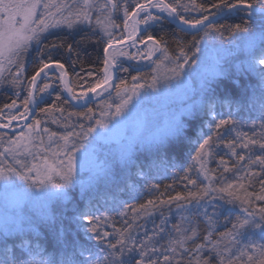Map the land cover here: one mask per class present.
Returning a JSON list of instances; mask_svg holds the SVG:
<instances>
[{
	"label": "snow or ice",
	"instance_id": "6c2138e0",
	"mask_svg": "<svg viewBox=\"0 0 264 264\" xmlns=\"http://www.w3.org/2000/svg\"><path fill=\"white\" fill-rule=\"evenodd\" d=\"M196 7L201 12H209L202 5ZM210 7L215 9V11L209 12V15L213 18H225L234 15L237 11H242L248 19L244 22L245 26L241 24L217 26L209 21V15H203L196 20L186 19L184 15L178 12L177 7L165 3V0H146L145 3H137L132 12L128 11L125 3L123 10L125 29L129 28L130 18L139 17L141 13H145L142 19L133 21L132 31H130L128 39H134L135 32L138 30L136 25L141 23L148 25L149 21L157 22L167 18H171L169 22L178 21L177 27L182 32L191 30H195L196 33L201 30L204 32V36L199 39L196 35H193L191 43L194 52L191 57L182 45L178 46L179 55L172 57L169 55L162 39L158 40L152 35H148L146 40L141 39V43L147 41L149 44V57L153 52H160L162 55L161 61L154 62L156 66L153 72L155 74L151 78V83L147 85L148 88L159 90L158 85L162 82L167 84L173 79L180 80L184 75L186 65L191 68L193 65H198V61L202 64L204 62L203 57L196 54L206 51L205 48L201 47L204 37L215 32L223 38L225 31L233 40L244 42L246 49L253 54V62L249 64V68L255 71L256 66H259L258 75L262 84H264V2H258V0H217ZM151 8H158L161 12H166L167 17L153 14L149 11ZM117 9V0H72L71 4L66 3L65 0H60L59 4L53 3L52 0H0V76L3 75L5 62L7 64L16 63L21 53L30 46L31 41H39L40 33L60 25H66L69 29H73L80 24L91 25L93 13H96L95 22L100 26L103 35L108 38V45L104 48L105 79L102 83L111 87L108 83L111 80L110 69L117 66L118 59L115 54L109 52L112 47V32L110 29L119 27L112 20V14ZM184 10L188 11L187 6H184ZM38 13L39 19H37ZM257 17L262 23L260 30L254 32L250 30L248 24ZM206 21L209 22L205 24ZM145 31H147L146 28ZM51 47L55 49L58 45L53 44ZM257 49H259L258 52ZM67 51L69 53L73 51L72 44L67 45ZM163 61H168L173 64V67L161 73L160 69L163 66ZM53 66L61 71L60 79L71 94L72 99L78 100L87 96V92L77 96L68 87L64 64L59 61L44 63L31 78V83L34 85L36 77L45 72V69ZM122 70L127 71L128 69ZM22 71L23 64H20L11 81L13 85H19V76ZM192 71L201 82V93L211 90V79L227 75V69L221 66V58L219 57L213 58L211 73L207 69L203 72H197V69L193 68ZM138 78L133 76L132 80L137 81ZM99 86L100 83L98 82L97 87ZM180 86L189 88V83L181 80ZM48 87L49 85H45L41 91L43 92ZM115 87L120 103L115 105L114 112L101 113L102 117L111 116L113 119L121 117L111 127H109L110 121L100 119L96 120V124L87 128V130H84L83 125H81L80 132H68L59 136L57 133H50L48 137L50 147L45 149L43 148L44 141L42 139L38 145L32 143L37 137L32 136L33 125H28L29 132L27 134L21 132L19 138L11 139L9 141L10 146L0 152V157H4L7 153L13 158L11 164L7 161L0 163V264H132L133 260H135V264H159L156 255L157 253H163L156 247L150 249L148 247L153 237L148 236L146 233V241L137 243L136 238L132 235L135 221L141 216L151 215L152 211L158 206L157 201L148 200L146 204L132 208L131 210L134 213L132 223L126 221V227L123 230L114 228L113 233L101 231V225L108 223L111 218L107 214L96 215L95 210L90 205L83 208L77 207L75 215L69 217L67 225H65L63 218L57 217L49 210L51 202L69 199L66 190L70 185L79 183L82 189L84 188V184L78 179V176L89 173V184H91L109 173L110 169L107 165L98 161L99 142H110L127 122H134L139 134L122 146L119 155V160L122 163L132 162V156L137 149V145L140 147L145 145L154 146L159 150L169 142L170 138H182L185 128L182 117L186 112L190 113L192 107L196 104L202 107L205 106L203 100L195 102L187 110L182 109L180 112L173 111L166 114L163 125L155 124L153 121L150 126L147 118L141 117L138 113L139 100L136 104H133L134 98L141 96L140 89L144 88L145 85L133 83L129 88L124 81H121ZM90 91H95V88L90 89ZM260 102L262 109H264V87L261 90ZM33 103H35V100L32 93L29 92V97L24 101L25 114L30 113L29 105ZM224 103H227L231 109L229 102L225 101ZM5 107L10 111L16 107V102L13 101L11 105ZM107 107L111 109L113 106L109 104ZM206 107L211 112L215 105L209 101ZM91 111V109H88L87 114L81 113V115H88ZM88 118L92 119L91 115H88ZM12 119H17V117L10 116L9 123ZM262 121H264V116H262ZM237 123L232 112L229 111L227 118H222L218 123H215L217 138H220L219 130L228 125L235 128ZM39 124L40 121H35L37 128ZM0 126L7 128L9 124ZM97 126L107 129V131L98 133L91 141L85 143L92 133L97 132ZM261 126L264 127V123ZM44 131L48 132L47 129H44ZM54 138L57 142V150L51 152L52 159L49 160L48 156L44 155L42 163H32L29 166L27 157L30 156L36 159L41 152H49ZM60 141L62 143H59ZM211 141V136L203 139L202 143L199 144L194 160L202 161L203 155L207 154L206 149L210 148ZM240 146L249 150L258 146L264 152V139H247ZM226 147L232 149L233 155L236 154L235 140L228 141ZM20 155H24L25 159H17ZM61 155L63 156L62 159L60 158ZM239 159L243 160L244 156H240ZM221 163L224 162L221 161ZM253 163L264 165V157L257 156ZM190 171L191 167L185 169V179L188 178L187 173ZM200 171L209 180L207 185L202 186L198 191H189L187 196L178 193L176 196L158 202L159 205H164L175 201L178 209L189 213L187 216H182L185 226L175 227L177 238L171 239L168 247L164 249L165 252L169 253V255H163L164 264H172V260L177 253L180 256L186 255L189 257L187 264H212L214 256L219 258V264H225L224 253L230 252V249L223 246L225 239L231 243L236 241L237 236L251 237L256 234L264 239V208H261L258 213L244 208L246 215L242 218L238 217L232 224V229L227 233H221L217 239H213L216 225L215 213L210 215L207 210L201 212L200 202L207 198L210 193L216 192L227 193L228 197L236 200L242 199L243 203L247 204L249 203L248 197L253 194L246 193L245 197L242 198L231 191L232 185L230 184L226 187L213 188L212 177L208 175V170L205 169L203 162L200 164ZM17 180L22 181L23 184H17ZM188 184L195 186L196 181L188 179ZM153 188H158V186L153 185ZM261 193H264V181H261ZM255 198L264 200V194L256 195ZM221 199H224V197L221 196ZM180 201H184V203H179ZM228 202L231 203L232 200L230 199ZM193 204H195V208L190 207ZM36 206L39 207V212L34 217L29 210ZM127 207L125 206L126 209ZM119 215H127V210L120 212ZM201 215L207 225V230L202 241L195 243V246L190 248L187 246L190 242L200 239L199 225L195 217ZM41 224L52 234V251L48 250L40 238L38 229ZM163 232L164 228L159 227L158 232H154V235ZM81 233L87 237V241H96V247L101 244L106 245L107 255L101 257L99 252L93 251L92 246H88L87 242L81 243L79 239ZM114 234L118 235L119 238L116 239L115 243H112L109 237ZM247 247L256 249L257 246L251 244ZM205 252L208 255H203ZM259 254L264 256V245L259 246ZM136 256H139V259H135ZM236 259L238 258L232 257L229 259L228 264H234ZM252 260L253 257L249 256V264H252ZM176 264H181V261L177 259ZM261 264H264V261H261Z\"/></svg>",
	"mask_w": 264,
	"mask_h": 264
},
{
	"label": "trees",
	"instance_id": "16d2710c",
	"mask_svg": "<svg viewBox=\"0 0 264 264\" xmlns=\"http://www.w3.org/2000/svg\"><path fill=\"white\" fill-rule=\"evenodd\" d=\"M145 1H130L127 3L128 11L132 12L137 3ZM165 1L177 7V10L184 8V6L193 9L194 14L197 15L185 17L189 20H196L203 15H209V12L215 11L210 5L217 2V0ZM258 2H264V0H258ZM177 3L180 4L179 9ZM199 5L208 9L209 12L199 11L196 7ZM247 19L244 12L237 11L234 15L225 18L219 17L212 23L217 26L235 24L245 26L244 22ZM114 23L120 26L121 19L115 17ZM261 23V20L257 17L250 21L248 26L251 31L258 32ZM93 27L92 25L82 26L76 32L65 27L60 28L46 34L38 42H34L30 50L22 52L10 72L0 79V111L6 108V105H11L13 101L24 105V101L29 97L31 78L44 63L51 61H59L64 64V70L70 79V88L77 96L90 91L98 82L100 83L103 80L104 48L108 44V39L94 31ZM115 32L117 33V31ZM148 35H152L158 40L162 39L170 56H178V46L182 45L191 57L194 52L191 43L193 35H196L199 39L204 36V32L203 30L199 33L182 32L168 19H164L155 22L147 28V31L142 32L140 39L146 40ZM243 43L241 40L230 38L227 31L224 32L223 38L215 32L205 36L201 42L202 48L207 50L220 48L225 51L226 59H222L223 56H221V66L227 69V75L216 77L210 81L211 90L204 92L203 101L205 106L199 105L194 108L191 115L186 119L182 138H170L169 142L159 150L154 146H147L138 150L134 154L132 162L128 163L126 168L107 174L81 193L76 189L69 190V200L54 206L52 213L63 218L65 225H67L69 217L75 215L77 207L83 208L90 205L95 210L96 215L107 214L111 218L108 223L101 225V231L113 233L114 228L123 230L126 227V221L132 223L134 217L132 208L146 204L148 200L157 201L158 206L152 211L151 215L141 216L135 221L132 235L136 238L137 243L146 241V233L148 236H152V242L148 247L149 249L156 247L161 250L163 254L157 253L156 258L159 264H164L163 255H169L164 249L168 247L171 239L177 238L175 227L185 226L182 216H187L189 213L178 209L175 201L164 205H159L158 202L176 196L178 193L187 196L189 191H198L199 188L209 183L208 179L204 180L196 160L193 159L196 156L199 144L209 136L212 137V141L208 149L210 152L208 175L212 177V187L223 185L226 187L230 184L232 188H242L245 194H264L261 193V181H264V165L253 163L257 156L264 157V152L258 146L250 150L240 146L247 139H264V127L261 126L264 123L262 121L264 109H262L260 102L261 90L264 84H262L258 75L259 68L256 67L255 71L249 68V64L253 60V54L248 50H244ZM53 44L58 45V47L53 49L51 47ZM68 44L73 45L71 53L67 51ZM258 51L259 49H257ZM160 55L159 52L153 58L155 62H158ZM20 64H23V71L19 76L20 83L16 86L11 81L15 76V70L19 68ZM154 66L155 63L150 68L134 70L130 65L121 62L117 69L115 85L120 84L121 81L128 85L133 76L148 81L153 75ZM122 69L128 70L124 71ZM53 73H50L52 76L50 79L53 82L52 91L41 102L37 103L34 117L28 124L40 121V124L44 127L57 132H71L81 129V125H83V128H88L104 105L109 104L112 96L116 93L115 87L111 93L103 95L101 99L89 103L86 107L76 108L65 98L64 88L58 81L56 74ZM47 81L45 78H41L37 82L35 98L38 95L39 87ZM209 101L215 105L211 112L206 107ZM225 101L231 104V109L227 103H224ZM88 109L92 110L88 114L91 115L92 119H89L88 115H81V113L87 114ZM229 111L232 112L233 118L238 123L235 128L228 125L219 130L220 138L218 139L215 123H218L222 118H227ZM226 132L227 134H225ZM11 136L12 133L0 131V139ZM232 140L236 141L235 155L232 154V149L226 147L227 142ZM240 156H244V159L240 160ZM221 161L224 163H221ZM189 167H191V171L187 173L188 178L185 179V169ZM188 179L195 180L196 185L188 184ZM153 185L158 186V188H153ZM208 201L209 197L200 202V211L207 210L209 214L211 212L216 213L213 239H217L221 233H227L232 229L234 216L238 215V212L231 208L220 209L221 203L210 200L208 204ZM179 203H184V201ZM203 203L207 204V208ZM125 206H128L127 209ZM192 206L195 208V204L190 207ZM125 210H127V215H119L120 212ZM195 219L198 221L200 239L190 242L187 245L190 248L194 247L195 243L202 241L207 230L202 215L195 217ZM162 220L164 221L163 224ZM159 227H163L164 232L154 235V232H158ZM38 231L45 246L49 251H52V234L43 224L40 225ZM118 238L119 236L115 234L109 237L112 243H115ZM79 239L81 243L87 242L88 246H92L93 251L99 252L101 257L107 255L106 245L101 244L96 247V241H87V237L82 233ZM236 240L238 241V247L241 246V253L245 251L243 253L245 254L252 250L247 246L251 244L257 246L261 237L259 235H252L251 237L237 236ZM117 247L119 248V245ZM203 255H208V253L205 252ZM243 257L239 256V258ZM135 259H139V256H136ZM177 259L181 261V264H187L189 257L186 255L180 256L177 253L172 260V264H176ZM132 264H135V260ZM212 264H219V258L214 256Z\"/></svg>",
	"mask_w": 264,
	"mask_h": 264
},
{
	"label": "rangeland",
	"instance_id": "374dc122",
	"mask_svg": "<svg viewBox=\"0 0 264 264\" xmlns=\"http://www.w3.org/2000/svg\"><path fill=\"white\" fill-rule=\"evenodd\" d=\"M130 1H132V0H117L118 9L113 12L112 20L114 22V18L119 17L121 19V23H120V26L118 25L119 27L110 29V31L112 32V42L120 41V40H123L124 38H128L130 31H132L133 23L130 20H129V28L125 29V27H124L125 17H124V11L123 10H124L125 3L127 4ZM52 2L59 4L60 0H52ZM65 2L71 4L72 0H65ZM145 2H143V3H145ZM177 5H178V9H179L180 4L177 3ZM153 9L154 8H151V9H149V11H151L153 14H155L157 16L166 17L164 14H161L158 11L153 10ZM178 11H180V14L184 15L185 17L197 15V14H194L193 9H190V8H188V11H185L184 8L179 9ZM144 15H145V13H141L138 19H142ZM37 19H39V13L37 15ZM95 21H96V13H93V19H92L91 25L94 26L93 27L94 31H96V32L100 33L102 36H104L102 31H101L100 26H98ZM154 23L155 22H153V21H149L148 25H144L143 23H141V32L137 36L136 40L133 43H130V44L126 45L125 47L121 48L122 52H123V57L120 60H118L117 69L121 65V62H125L126 64L130 65L131 68H133L134 70H142V69L150 68L154 64L155 61L153 58H155L159 54V52H153V54L149 57L148 56V49H149L148 42H145V43L140 42L141 33L145 31V28L147 29L148 27L152 26ZM86 25L87 24H80V25L75 26L73 29H69L66 25H60L59 27L49 28L47 31L40 33V39L43 36H45L46 34L51 33L53 31L58 30V29L63 28V27H65L66 29H69L73 32H76L79 27H82V26L85 27ZM136 28H137V25H136ZM115 31H117V33ZM135 34H136V32H135ZM104 37L107 38L106 36H104ZM34 42L36 43L38 41H36V40L31 41L30 46L27 48V50H30L33 47ZM204 43L207 44L206 42H204ZM243 47H244V50L247 51L244 43H243ZM196 55L203 57L204 62L202 64L200 63V61H198V65H193V66H191V68L186 65L184 68V75L180 78V80L173 79V80L169 81L167 84H164L162 82L158 85L159 90H153V89H150L147 87V85L151 83V78L155 74L154 72L148 81H145L143 78H138L137 81H133L131 79V81L127 85L129 88L132 86L133 83L145 85L144 88L140 89L141 96L138 98H134L133 104H136L137 101L139 100L138 113L141 117L147 118L150 126L153 124V121L155 122V124L163 125L166 114H169L173 111L180 112L182 109L187 110L190 105H193L195 102L203 100L204 92L201 93V82L197 78L196 74L193 73L192 69L193 68L197 69V72H203L205 69H207V71L209 73H211L213 70V58H216V57L222 58L221 56H223L222 59H226L225 58L226 54H225V51L223 49L221 50L220 48H217L215 50L213 48L212 50L206 49V51L204 53H197ZM161 60H162V55H160V59L158 61H161ZM251 62H253V60ZM14 65H15V63L14 64H7V62H5L4 72H3V75L0 76V79H2L4 76H6L10 72L11 68L14 67ZM155 66H154V68H155ZM171 67H173V64L169 63L168 61H163V66L161 67L160 72L163 73V72H165L166 69H170ZM256 67L259 68L258 65ZM16 70H15L14 74L17 73ZM52 72H54L53 74H56V76L58 77V81H60V83H61V79H60L61 71L58 68L55 67L53 70L45 72L41 78H45L48 81L46 83H44L41 87H39L40 89H39L38 95L36 97L37 103L41 102L52 91L53 82L50 79L52 77L50 73H52ZM20 75H21V73H20ZM104 78H105V74L103 71V80H104ZM49 79H50V81H49ZM103 80L100 82V84L103 82ZM181 80L188 81L190 90H189V88H184V87L180 86ZM211 80H213V79H211ZM45 85H49V87L42 92L41 89H43L45 87ZM84 98L85 97L78 99V101L83 102ZM118 103H120V99L115 93L112 96L111 102L109 103L113 107L111 109H109L107 107L109 104L104 105L103 109L93 119L91 126L96 124V120L106 119V120L110 121L109 127H111L112 124H114L116 122V120L121 119V117H116L115 119H113L111 116H106V117L101 116L102 112H114L115 105ZM198 106H199V104H196V106L192 107L190 113H188V112L185 113V115L182 117V119L184 120V123H185L186 119L191 115L194 108H196ZM29 107L31 108V104L29 105ZM130 107H131V105H130ZM27 115H28V113L25 114L24 105H21L20 103H16V107L11 109L10 111L7 108H4L3 110L0 111V125L9 124L10 127L16 128V127L20 126V124L22 123V120L24 118H26ZM10 116H16L17 119H12L11 122L9 123ZM22 116H23V118H21ZM28 125H33L34 130L32 132V136L37 137L36 139L33 140L32 143L34 145H38L40 143V140L42 139L44 141L43 148H45V149H48L50 147L49 139H48L50 133H57L58 136L59 135H65L68 133V132L52 131V130L48 129L47 127H44L41 124H39V126L37 128L35 125V121H34L30 124H27L19 132L12 133L11 137H6L3 139H0V152H3L5 148H8L10 146L9 141L11 139L19 138V134L21 132H24L27 134L29 132ZM44 129H47L48 132H45ZM84 130H87V128H84ZM153 130H154V128H153ZM80 131H81V129H76V130H73L71 132H80ZM106 131H107V129H102V128H99L97 126V132L92 133L87 138V141H85V143H87L88 141H91L92 138L97 136L98 133H102V132H106ZM138 134H139V130H138L137 126L135 125V123L132 121H129L120 129V131L118 133H116V135L111 139L110 142H108V143H104L103 141L99 142L98 151H97L98 161L100 163H105L107 165V167L110 169L109 173L118 172V171L126 168V165L128 163H122L119 160L121 148L124 144L128 143L129 140L136 138L138 136ZM59 143H62V141H60ZM144 147H147V145H145L143 147H140L139 145H137V149L133 153L132 158L134 157V154L138 150H140ZM55 150H57V142L54 138V142L51 144V148H50L49 152H41L40 155L37 156L36 159H33L30 156L27 157V162H28L29 166H31L32 163H42V159H43L44 155H47L49 160H51L52 159L51 152L55 151ZM206 153L207 154L203 155L201 162H203L205 169L208 170V160H209V154H210L208 149H206ZM60 158L62 159L63 156L61 155ZM17 159L23 160V159H25V156L20 155L17 157ZM4 161H7V163L11 164V163H13V158H12V156H10L6 153L4 157H0V163H2ZM201 162L196 161V164L198 165L199 170H200ZM208 173H209V170H208ZM201 174H202L204 180H207L205 178V175L202 172H201ZM89 175H90L89 173H84V174L78 176V179L83 182L84 188L82 189L81 184H79V183L70 185L68 187V189L66 190L68 192V197H69V190L76 189L79 193H81L84 189L94 185L97 181H99L102 178L101 177L100 179L89 184ZM16 183L21 184V185L23 184V182L19 181V180H17ZM219 184H223V183H219ZM221 187H225V185H223ZM215 188H220V187H215ZM231 191H233L236 195H238L242 198L245 197V195H246L242 188H236L235 187V188H232ZM257 195H260V194H257ZM221 196H223L224 199H221ZM208 197H209V201L212 200V201H215L216 203H221L222 205H221L220 209H222V208L230 209L231 208L233 210H236V212H238V215L234 216L232 223H234L238 217L242 218L243 216L246 215V213L244 212V208H248L249 211H253V212H257V213L259 212V210L261 208H264V200L256 199L255 198L256 195L248 197L249 203H247V204L243 203L242 199L236 200L234 198L228 197L227 193L212 192V193H210V195ZM230 199L232 200L231 203L228 202ZM68 200H57V201L51 202L49 204V210L52 212L54 206L63 204L65 202H67ZM209 201H208V204H209ZM212 205H214V204H212ZM204 206L207 208V204H204ZM193 207L194 206H192V208ZM29 211H30V214L32 216L36 217L38 215V212H39V207L38 206L32 207ZM213 213H215V212H211L210 215H212ZM215 215H216V213H215ZM257 219H258V217H257ZM256 235H258V234H256ZM259 241H260V243L257 244L256 249H252L250 252H246L245 254L241 255L242 250H241V246H240V248L238 247V241L236 240L235 242L230 243L227 239H225L223 246H226L228 249H230V252L224 253L225 264H228L229 259H231L232 257L238 258L235 260L234 264H249V261H248L249 256L253 257L252 264H261V261H264V256H261L259 254V246L264 245V239L261 238V240H259ZM244 252L245 251H243V253ZM240 255L244 256V257L239 258Z\"/></svg>",
	"mask_w": 264,
	"mask_h": 264
},
{
	"label": "water",
	"instance_id": "95a60500",
	"mask_svg": "<svg viewBox=\"0 0 264 264\" xmlns=\"http://www.w3.org/2000/svg\"><path fill=\"white\" fill-rule=\"evenodd\" d=\"M165 3H167V2L165 1ZM218 18L219 17L213 18L212 16H210L209 17V21L214 22ZM135 19H138V17L130 18L129 20L133 23V21ZM168 20L170 21V19H168ZM209 21H206L205 24H207ZM172 23L177 27L178 21H172ZM137 29L138 30L136 31V34L134 35V39L124 38L123 40H120V41H114V42H112V47H120V48H123L126 45H128L130 43H133L136 40V38L139 35V33L141 32V24L137 25ZM187 32H195V30H191V31H187ZM104 58H105V56H104ZM53 67L55 68V66H53ZM53 67H51V68H53ZM46 70L47 69H45V71ZM43 73L44 72H42L39 76L36 77V81H35V84L34 85L31 83L30 92L32 93V96H33V98L35 100V103L31 104V108H30L31 111H30V113H28V115L26 116V118H24L22 120V123L20 124V126H18L16 128H13V127H10V126L7 127V128H4V127L0 126V131H4V132H8V133H16V132H19L34 117V114H35V111H36V106H37V102H36V98H35V89H36L37 82L43 76ZM116 74H117V66L113 68L112 86L111 87H108L107 84L101 83L99 87H97V86L94 87L95 88V91H89V92H87V96L84 98V101L83 102H79L78 100L72 99L71 94L69 93V91L65 87L64 83L61 81V84H62V86L64 88V96L70 102V104L72 106H74L76 108L86 107L89 103H91L93 101H96V100L102 98L103 95L109 94V93H111L114 90V88H115V81H116ZM65 79L68 81V87H70V79H69L68 75L65 77ZM100 93H102V94L99 95Z\"/></svg>",
	"mask_w": 264,
	"mask_h": 264
},
{
	"label": "bare ground",
	"instance_id": "6f19581e",
	"mask_svg": "<svg viewBox=\"0 0 264 264\" xmlns=\"http://www.w3.org/2000/svg\"><path fill=\"white\" fill-rule=\"evenodd\" d=\"M153 10H156V11H158L159 13L164 14V15L167 17V13H166V12H161L160 9H158V8H154ZM167 19H171V18H167ZM184 27H187V26H184ZM109 52H110V54H115L118 60H120V59L123 57V52H122V49H121L120 47H111V48L109 49ZM53 69H54V67H53V68H49V69H47L45 72H47V71H51V70H53ZM45 72H44V73H45ZM44 73H43V74H44ZM104 74H105V72H104ZM110 74H111V80H110L108 83L112 86L113 68L110 69ZM108 87H109V86H108ZM103 92H104V91H103ZM103 92H102V93H103ZM102 93H100L99 95H101ZM99 95H98V96H99Z\"/></svg>",
	"mask_w": 264,
	"mask_h": 264
}]
</instances>
